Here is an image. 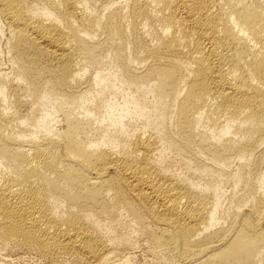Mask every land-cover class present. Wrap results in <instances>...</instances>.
Segmentation results:
<instances>
[{
  "label": "bare ground",
  "instance_id": "6f19581e",
  "mask_svg": "<svg viewBox=\"0 0 264 264\" xmlns=\"http://www.w3.org/2000/svg\"><path fill=\"white\" fill-rule=\"evenodd\" d=\"M139 245L264 264V0H0V264Z\"/></svg>",
  "mask_w": 264,
  "mask_h": 264
},
{
  "label": "rangeland",
  "instance_id": "374dc122",
  "mask_svg": "<svg viewBox=\"0 0 264 264\" xmlns=\"http://www.w3.org/2000/svg\"><path fill=\"white\" fill-rule=\"evenodd\" d=\"M139 246L140 247L135 249V251L137 250V252L135 253L136 257H134V261L139 264H146L148 263L149 259H151V256H149L146 253L144 245H139ZM0 253L3 254V251H1ZM14 253H13L14 258L20 257L18 258L19 260L16 259L17 260V262L15 261L16 264H54L51 260L45 259L44 257H41L34 252H29V251L26 252L25 250H23V251H19V253L18 252H16L15 254Z\"/></svg>",
  "mask_w": 264,
  "mask_h": 264
}]
</instances>
